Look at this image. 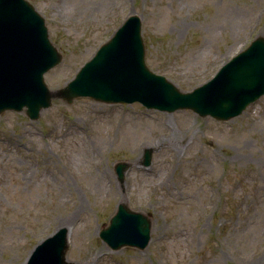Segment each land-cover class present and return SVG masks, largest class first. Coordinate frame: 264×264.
I'll list each match as a JSON object with an SVG mask.
<instances>
[{
	"label": "rangeland",
	"instance_id": "obj_1",
	"mask_svg": "<svg viewBox=\"0 0 264 264\" xmlns=\"http://www.w3.org/2000/svg\"><path fill=\"white\" fill-rule=\"evenodd\" d=\"M29 1L63 54L45 74L53 91L133 13L142 18L147 66L183 92L264 36V0ZM118 162L127 165L123 180ZM162 176L182 189H160ZM119 204L151 218L144 249L115 250L100 237ZM67 215L68 227L60 225ZM62 227L66 264H264V94L225 121L89 96L53 98L38 119L2 112L0 264H26Z\"/></svg>",
	"mask_w": 264,
	"mask_h": 264
},
{
	"label": "water",
	"instance_id": "obj_2",
	"mask_svg": "<svg viewBox=\"0 0 264 264\" xmlns=\"http://www.w3.org/2000/svg\"><path fill=\"white\" fill-rule=\"evenodd\" d=\"M141 16L134 13L118 27L68 84L52 91L45 73L62 61L49 37L45 18L28 0H0V114L22 111L38 119L54 97L71 102L90 96L108 103L139 101L166 111L190 108L202 116L228 120L264 94V36L224 64L216 76L193 91L182 92L165 76L149 69ZM146 149L144 164H150ZM125 162L116 164L121 180ZM152 220L119 204L100 237L113 249H144L151 239ZM68 229L62 227L39 243L26 264H66Z\"/></svg>",
	"mask_w": 264,
	"mask_h": 264
},
{
	"label": "bare ground",
	"instance_id": "obj_3",
	"mask_svg": "<svg viewBox=\"0 0 264 264\" xmlns=\"http://www.w3.org/2000/svg\"><path fill=\"white\" fill-rule=\"evenodd\" d=\"M181 146H182V144H180V143H174V149L176 150V151H179V150H181ZM63 170H66V168H62ZM62 169H57V170H51V169H46L45 171H46V173L47 174H49V175H51V174H56V173H60L61 175H63V170ZM106 176H107V172L106 171H104L103 172V175L101 174V177L99 176V175H97V174H95L94 176H92L91 178H92V183L94 184V185H99V184H101L103 181V179H105L106 178ZM166 181H167V179H166V176H162L161 178H160V183H159V188L160 189H163V188H165L167 191H171V190H173V191H179V190H181L182 188H180V187H177V186H170V185H166ZM111 191H113V190H111ZM72 219H71V216L70 215H67L66 216V218H64L62 221H61V223H60V225H64V226H66V227H68L67 226V222H68V224H70V221H71Z\"/></svg>",
	"mask_w": 264,
	"mask_h": 264
}]
</instances>
